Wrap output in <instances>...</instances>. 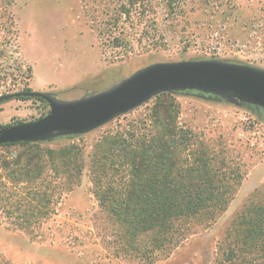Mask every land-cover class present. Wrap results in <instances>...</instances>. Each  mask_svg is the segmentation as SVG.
<instances>
[{
    "label": "rangeland",
    "instance_id": "rangeland-1",
    "mask_svg": "<svg viewBox=\"0 0 264 264\" xmlns=\"http://www.w3.org/2000/svg\"><path fill=\"white\" fill-rule=\"evenodd\" d=\"M119 3L0 0V96L29 88L77 99L154 62L214 59L264 70V0H146L128 16L119 14ZM156 96L86 134L43 142L51 148L77 144L82 174L37 234L0 224V264H218L234 220L247 205L264 203V108L197 91L173 95L176 122L185 132L182 165L195 162V150L205 151L222 186L231 182V188L212 220L189 218L180 243L148 262L123 250L122 228L98 203L90 163L99 140L127 138L132 131L142 137L153 129ZM48 111L37 98L5 100L0 125Z\"/></svg>",
    "mask_w": 264,
    "mask_h": 264
},
{
    "label": "trees",
    "instance_id": "trees-1",
    "mask_svg": "<svg viewBox=\"0 0 264 264\" xmlns=\"http://www.w3.org/2000/svg\"><path fill=\"white\" fill-rule=\"evenodd\" d=\"M145 5L146 0H120L119 14L128 16L133 7ZM174 94L155 97L153 129L143 135L156 124L154 136L146 140L132 131L127 138H103L95 143L90 163L98 203L122 228L123 250L148 262L180 243L189 218L212 220L213 211L225 208L231 188V182L222 186L205 151L195 150V162L182 165L185 132L176 122ZM0 148L6 149L0 153V224L35 235L79 181L83 152L77 144L51 148L39 142ZM220 252L218 264H264V203L243 209Z\"/></svg>",
    "mask_w": 264,
    "mask_h": 264
},
{
    "label": "water",
    "instance_id": "water-1",
    "mask_svg": "<svg viewBox=\"0 0 264 264\" xmlns=\"http://www.w3.org/2000/svg\"><path fill=\"white\" fill-rule=\"evenodd\" d=\"M201 92L231 96L264 108V70L214 59L154 62L115 85L72 100L50 93L20 91L0 96V102L20 96L43 99L49 111L40 118L0 127V145L43 143L63 135L86 134L147 102L160 92Z\"/></svg>",
    "mask_w": 264,
    "mask_h": 264
}]
</instances>
